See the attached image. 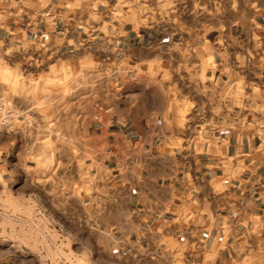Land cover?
Instances as JSON below:
<instances>
[{
	"label": "crops",
	"instance_id": "obj_1",
	"mask_svg": "<svg viewBox=\"0 0 264 264\" xmlns=\"http://www.w3.org/2000/svg\"><path fill=\"white\" fill-rule=\"evenodd\" d=\"M0 95V264H264V0H0Z\"/></svg>",
	"mask_w": 264,
	"mask_h": 264
},
{
	"label": "built area",
	"instance_id": "obj_2",
	"mask_svg": "<svg viewBox=\"0 0 264 264\" xmlns=\"http://www.w3.org/2000/svg\"><path fill=\"white\" fill-rule=\"evenodd\" d=\"M116 72L104 73L102 80L113 78ZM106 83V82H104ZM21 115L11 105H9L3 96L0 95V134L12 133L18 129L17 121Z\"/></svg>",
	"mask_w": 264,
	"mask_h": 264
},
{
	"label": "rangeland",
	"instance_id": "obj_3",
	"mask_svg": "<svg viewBox=\"0 0 264 264\" xmlns=\"http://www.w3.org/2000/svg\"><path fill=\"white\" fill-rule=\"evenodd\" d=\"M105 72V71H103ZM58 217H61L62 216V213L60 212L59 209H57L56 213H55ZM8 220V219H7ZM19 227V226H18ZM21 227V226H20ZM25 231H28L29 227L26 226V225H23ZM27 227V228H25ZM11 229L14 230V225L11 223H9L7 221V224H6V230L7 231H10ZM19 229V228H18ZM26 243V241H24ZM54 243V246H52V250L50 252L49 255H47L45 257V259L48 261V263L50 264H62V256H61V242L60 241H53ZM30 259V258H29ZM77 257H71V261L72 260H76Z\"/></svg>",
	"mask_w": 264,
	"mask_h": 264
}]
</instances>
